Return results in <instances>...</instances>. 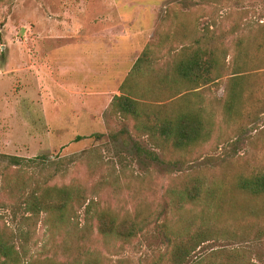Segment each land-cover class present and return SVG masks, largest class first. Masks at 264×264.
<instances>
[{"label":"rangeland","instance_id":"1","mask_svg":"<svg viewBox=\"0 0 264 264\" xmlns=\"http://www.w3.org/2000/svg\"><path fill=\"white\" fill-rule=\"evenodd\" d=\"M109 3L121 9L101 8ZM137 5L157 7L131 8ZM100 12L113 18L99 19L94 14ZM195 30L198 36L213 32L230 50L244 37L254 54L264 36V0H0V154L54 160L75 155L47 185L81 184L99 210L141 222L129 240L106 239L94 228L85 232L83 207L54 232L38 219H24L18 207L0 209V232L24 244L32 258L151 264L164 251V223L184 233L205 220L211 224L216 212L217 236L186 263L225 251L236 252L243 264H264V193L252 196L237 187L240 177L264 173V48L263 60L246 71L254 89L250 113L225 119L228 75L197 89V97L165 107L174 112L196 101L202 105L212 122L204 142L184 149L155 145L131 118L111 111L112 97L148 44L140 88L170 66L174 52L168 49L179 46V38L171 37L184 35L187 42ZM162 38L166 43L156 46ZM175 83L167 88L177 90ZM152 96L153 106L168 102L157 89ZM135 143L155 158L139 155ZM27 176L19 171L13 180L21 185ZM190 187L200 200L178 202Z\"/></svg>","mask_w":264,"mask_h":264},{"label":"trees","instance_id":"2","mask_svg":"<svg viewBox=\"0 0 264 264\" xmlns=\"http://www.w3.org/2000/svg\"><path fill=\"white\" fill-rule=\"evenodd\" d=\"M174 37L179 38L176 40L179 46L168 49L174 52L170 66L158 73L151 84L140 88L139 80L145 78V69L141 64L147 60L148 51L151 49V45L148 44L123 79L119 87L120 94L114 95L110 104L111 111L122 117L131 118L134 121L133 128L143 131L153 144L164 143L175 149H184L204 142L210 137L211 119L205 116V108L197 104V101L182 105L174 112L165 107L169 108L171 100L197 97V89L228 75L223 105L225 119L234 121L239 115L250 113L248 100L253 97L254 89L248 87V83L251 82L246 71L254 67L256 60H263L260 51L264 48V36L256 45L257 50L254 54L247 51L244 37L234 41L232 50L223 40L215 37L213 32L198 36L195 30L192 38L187 42L184 35L171 38ZM171 38L169 43L172 45ZM165 43L166 40L162 38L157 41L156 46ZM171 82H177L174 85L179 88L174 91L168 89L167 85ZM154 89H157L168 102L163 104L162 100H157L156 106H153L148 100L153 98ZM169 94L172 96H168ZM156 133L158 136H155ZM78 139L81 137H76V140ZM135 149L141 156L155 158L153 151L138 144L135 145ZM74 156L54 160L47 156L24 158L0 154V163L3 164L0 170V209L11 210L22 207L26 214L24 219H38L54 232L60 231L83 207L86 233L94 228L97 234L106 239L129 240L136 236L141 230L140 221L129 217L120 218L110 210H99L93 197L87 194L86 188L81 184L47 185L56 173L63 170L61 168L73 162ZM19 171L28 174L27 181L21 185L13 180L14 174ZM237 187L248 195L263 194L264 173L240 177ZM199 200L197 189L190 187L180 193L178 202L195 204ZM209 217L211 224L208 225L205 220L192 231L184 233L179 231V227L164 223L161 229L164 251L160 258L151 264H159L163 261L167 264H187L189 255L200 244L218 233V213L214 212ZM224 252H209L195 258L190 264H243V259L236 252ZM0 264L99 263L88 258L73 262L57 261L54 258H32L24 244L17 245L10 236L0 232Z\"/></svg>","mask_w":264,"mask_h":264},{"label":"crops","instance_id":"3","mask_svg":"<svg viewBox=\"0 0 264 264\" xmlns=\"http://www.w3.org/2000/svg\"><path fill=\"white\" fill-rule=\"evenodd\" d=\"M157 7V5H152L150 7H145L143 5H137V6H133L131 7L132 9H141V8H150V9H153ZM102 9H106V10H119L121 9V6L119 4H113V3H109V4H104L102 7ZM94 15L97 16V18L99 19H111L112 17V14L110 12H100V13H95ZM115 15V14H113ZM143 13H137V19H139V17H142ZM116 18H118L119 20L121 19L123 21V18H124V13H116ZM113 18V17H112Z\"/></svg>","mask_w":264,"mask_h":264}]
</instances>
